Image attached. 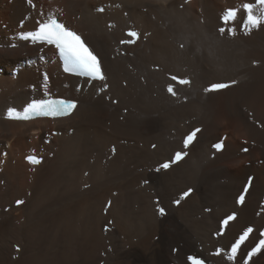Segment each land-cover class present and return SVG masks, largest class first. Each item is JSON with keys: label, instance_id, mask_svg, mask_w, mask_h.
<instances>
[{"label": "bare ground", "instance_id": "obj_1", "mask_svg": "<svg viewBox=\"0 0 264 264\" xmlns=\"http://www.w3.org/2000/svg\"><path fill=\"white\" fill-rule=\"evenodd\" d=\"M53 2L102 59L107 80L66 75L58 65L24 66L52 51L16 36L45 21L46 4L0 0V264H186L194 252L214 264H264V249L245 262L264 226V23L241 30V6L254 0ZM103 3L112 7L100 13ZM230 8L240 9L227 25L236 34H221ZM133 27L139 41L122 46ZM169 74L192 82L170 96ZM232 81L226 91L205 90ZM45 91L76 100L75 112L5 120ZM196 128L198 139L183 149ZM178 151L187 152L183 161L157 171ZM33 153L44 158L39 166L25 161ZM249 228L236 263L215 256Z\"/></svg>", "mask_w": 264, "mask_h": 264}, {"label": "snow or ice", "instance_id": "obj_2", "mask_svg": "<svg viewBox=\"0 0 264 264\" xmlns=\"http://www.w3.org/2000/svg\"><path fill=\"white\" fill-rule=\"evenodd\" d=\"M31 3V0H29ZM257 6H261L264 8V0H254V2L244 3L242 4V9L244 13H246V17L244 19L243 24L241 25V30L251 31L252 29L259 28L262 23H264V12H261L260 15L254 14V9ZM104 9H99V11H103ZM240 9L238 8H230L226 10V14L221 16V23L224 25L220 27L218 31L221 34L227 32L229 35L236 34V27H227L230 23V17L234 21ZM128 35L138 38V33L134 31H130ZM23 39L31 38L33 41H39L41 43H47L49 45H54L58 50L60 56L64 60L65 71L74 70L79 73L86 75L91 78H98L103 80L104 75L102 72L101 64L98 57L89 49V47L83 42L81 37L68 29L63 23L59 22L54 16H49V18L43 22L39 23V28L35 32L27 33L22 36ZM134 41H121V43H131ZM13 47L15 45H12ZM172 80H177L180 84H189L190 81L187 79H179L176 76L171 77ZM232 83H235L233 81ZM229 87L227 83H216L209 86V88L205 89L206 91H216ZM167 91L171 93L173 96L176 95L174 91L173 85L169 84ZM76 107V103L70 100H51V99H40L34 100L31 104L24 109V114L20 115L16 114L15 118L20 119H29L30 113L41 116H50V117H58V116H66L68 115L72 109ZM16 112L15 109L9 110V116ZM201 129L196 128L193 129L188 135L185 136L183 144L184 148L187 149L190 144L194 141L196 134L200 132ZM216 149H220L221 145L215 144L213 146ZM187 155V152H176L174 157L166 162H163L157 169L160 168L167 170L172 166V164L179 162ZM32 162H38L36 157L28 158ZM148 181H145L147 183ZM191 189L187 192L181 194L182 198H186L191 193ZM240 201L243 202V195L240 196ZM179 200L174 201L175 204H179ZM22 203V201L17 202ZM159 212L164 214L165 209L160 208ZM234 219V216L227 217L223 223L228 224L229 220ZM252 232V229L249 228L244 234L240 237V239L231 246V255L229 259L235 257L238 249L240 248L241 243L245 240L248 234ZM261 249H264V240L259 242V245L256 246L252 252L249 254V258L252 255L260 252ZM189 259L192 261V264H204V261L198 259L196 257L190 256Z\"/></svg>", "mask_w": 264, "mask_h": 264}, {"label": "rangeland", "instance_id": "obj_3", "mask_svg": "<svg viewBox=\"0 0 264 264\" xmlns=\"http://www.w3.org/2000/svg\"><path fill=\"white\" fill-rule=\"evenodd\" d=\"M49 3H50L49 0H47V1H45V0H41V6H43V5H45V4L48 5ZM127 20H128V18L125 19V21H127ZM3 28L5 29V26H3ZM10 74L12 75L13 72H11ZM44 74H45V73H44ZM11 75H10V76H11ZM226 136H227V134H225L224 136H221V138H222V137H223V138H222L221 141H219V142H220V143H223V140L226 139ZM247 147H248V146H247ZM255 147H257V144L255 145ZM244 149H245V148H244ZM242 150H243V148H242ZM243 151L245 152V150H243ZM246 153H247V152H246ZM246 153H245V154H246ZM20 157H21V156H20ZM25 161H26V160H25ZM23 162H24V161H23ZM260 164H264V161H263V160H262V161L260 160ZM173 206H174V204H173ZM174 207H175V206H174ZM199 248H201V247H199Z\"/></svg>", "mask_w": 264, "mask_h": 264}]
</instances>
